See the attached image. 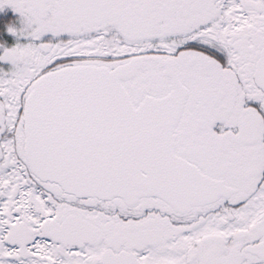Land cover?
Returning a JSON list of instances; mask_svg holds the SVG:
<instances>
[{
	"label": "snow or ice",
	"instance_id": "6c2138e0",
	"mask_svg": "<svg viewBox=\"0 0 264 264\" xmlns=\"http://www.w3.org/2000/svg\"><path fill=\"white\" fill-rule=\"evenodd\" d=\"M0 264H264V0H0Z\"/></svg>",
	"mask_w": 264,
	"mask_h": 264
},
{
	"label": "flooded vegetation",
	"instance_id": "af4514ba",
	"mask_svg": "<svg viewBox=\"0 0 264 264\" xmlns=\"http://www.w3.org/2000/svg\"><path fill=\"white\" fill-rule=\"evenodd\" d=\"M19 20V15L10 7H6L3 11H0V33H2L3 37L7 39L9 44L14 43L15 39L4 31L5 26L9 22H16L17 26H19Z\"/></svg>",
	"mask_w": 264,
	"mask_h": 264
}]
</instances>
